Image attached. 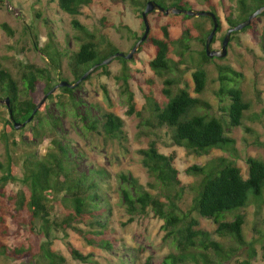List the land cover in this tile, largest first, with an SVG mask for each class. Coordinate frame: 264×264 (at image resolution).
<instances>
[{"label":"trees","instance_id":"1","mask_svg":"<svg viewBox=\"0 0 264 264\" xmlns=\"http://www.w3.org/2000/svg\"><path fill=\"white\" fill-rule=\"evenodd\" d=\"M93 1L58 0L59 8L73 16V27L85 34V39L81 42L79 50L69 55V67L74 75L72 82L78 80L95 64L121 51L107 35L102 39H96V36L77 18L82 14L83 7L91 5ZM148 1L140 2L139 5L145 9ZM206 1L212 7V11L219 16L216 5L211 0ZM157 2L166 8L170 6L184 8V3L189 1L157 0ZM261 6H264V0H240L239 15L237 17H233L232 14L228 16L229 28L247 19ZM152 13H158L160 16L165 15L160 11ZM263 16L264 13L260 17ZM193 17L185 15L186 19ZM141 18H143L142 14ZM206 18L211 21L212 27L204 29L199 25L204 49L201 52L202 62L193 72L194 86L191 87L189 83H185L177 91H174L173 87L175 85L178 87V84H182V82L169 79L166 81L167 87L164 88V100H159L152 95L147 97L152 109V119L146 123L156 130L164 127L171 128L173 141L197 156L209 155L214 150L234 152L235 140L229 136V133L244 124L245 113L251 109V104L245 100L244 92L239 86L243 74L228 65L219 66L221 87L217 92L222 100L226 96L230 97V103L223 109L226 115L213 113L211 104L198 97L207 88L208 78L204 65L214 59L210 58L206 52V41L213 28L212 19ZM258 18L254 19L253 23L244 30L234 32L232 40L236 39L240 33L248 32L252 40L258 42L260 37L256 25ZM170 27L169 23L162 26L161 35H151L150 33L149 38L135 55L136 57L146 46L153 47L155 57L150 64L159 75H164L171 68L177 67L176 63L172 65L169 58L176 43V40L171 36ZM3 28L9 33H13L8 24H4ZM222 31L221 23L213 44L217 40L223 41L225 34L219 36ZM143 34L144 32L141 35L133 32L134 45ZM191 34L192 28L184 30L181 42L184 50L189 49L187 42L191 38ZM49 36V42L42 48V51L49 59L51 66L40 67L26 63L23 65L24 70L19 79L14 77L12 71L4 65L5 58L0 55V99L8 98L11 103L8 107L9 116H0V123L3 126L0 138L5 141L8 151H10V135L18 130L15 127V122L27 121L46 94L58 84L54 83L53 73L60 75L63 53L57 45L53 32H50ZM35 44H37L36 37ZM115 61H119L123 65L120 79L123 81V93L127 95L130 106L129 114H131L135 110V105L134 94L130 90L129 83L131 76L128 67L129 60L118 57ZM111 65L112 63L102 65L86 81L91 79L94 74L110 75ZM63 79L69 80L61 77V80ZM86 81L76 89L62 87L49 94L32 121L22 128L32 137H45L43 116L47 114L55 130H52L53 133H58V135L52 138L51 149L46 154L42 156L35 153L29 154L24 158L21 166L10 155L7 163L4 164L0 161V254L2 255L21 256L26 252L21 248H11L4 242V238L11 234L8 225L11 217L28 225L32 230L38 229L48 237V241L41 249L40 259L44 264H69L63 254L52 249L53 242L50 240L52 239V230L66 231L72 228L82 235L88 244L107 251L113 250L117 245V240L109 236L108 222L105 218L106 211L112 212L107 208L110 204L105 191V184L110 177L109 172L106 169L83 166L79 161L82 156L76 155L71 144L66 140L63 133L62 117L48 111L49 101L58 99L61 92L63 96H67L71 100L89 130L101 133V126L105 135L112 138L121 137L124 134V122L118 115L113 112H104L100 113V116H96L91 111V104L89 105L82 98L75 96L76 91L83 88ZM59 103L63 104L64 102L60 99ZM36 121L37 124L34 123ZM27 127H31V131ZM141 153L144 154V166L155 176L162 193L154 194L147 190L136 177L126 173L120 174L121 197L129 215V222L140 218L146 219L150 214L163 220L164 240L171 241L179 251L178 253L172 252L162 258L151 256L145 261V264H183L189 259L199 264H221V261H216L211 253L224 259L226 254L222 244L216 241L209 232L199 228L200 222L193 216L194 213L214 219L218 224L217 233L221 236H231L239 244L245 243L243 226L246 223V218L239 211L255 203L258 212H261L264 206L263 159L248 158V177L243 175L241 168L233 159L223 155L212 158L203 166H191L187 173L195 174L200 179L199 182L191 186L194 196L190 209L186 212L180 204L185 196L186 188L180 177L181 172L176 166L175 156L161 153L155 142H152ZM12 181H20L23 185V188L15 194L7 191V185ZM54 203L60 204L66 211L62 221L52 219ZM230 214L235 217L233 221H227ZM86 222L89 229L78 226ZM70 252L76 260L94 263L90 255L83 254L71 245ZM36 263L40 262L37 261L34 264Z\"/></svg>","mask_w":264,"mask_h":264},{"label":"rangeland","instance_id":"2","mask_svg":"<svg viewBox=\"0 0 264 264\" xmlns=\"http://www.w3.org/2000/svg\"><path fill=\"white\" fill-rule=\"evenodd\" d=\"M188 1L184 3L185 9L213 10L206 0ZM211 1L216 5L221 19L223 31L220 36L230 27L228 16L239 15L240 0ZM140 2L146 0H94L91 5L83 7L82 14L77 18L96 36V39H102L107 35L121 51L127 53L135 43L133 32L139 35L144 32V20L141 18L144 8L139 5ZM149 18L152 26L151 35H161V27L168 23L171 25L170 33L176 43L169 58L172 65L176 63L177 67L171 68L164 75L157 74L150 64L155 57V50L150 46L144 47L135 58L128 61L131 75L130 90L134 94V112L129 114L130 106L127 95L123 93V81L120 79L123 65L119 61L112 62L110 75L94 74L84 83L83 88L75 93L76 97L92 105L91 111L96 116L104 112L118 115L124 122V134L121 137L112 138L105 135L101 126V133L89 130L81 114H78L71 100L63 96L60 89L58 90L60 97L49 101L48 111L62 117L63 133L74 153L82 156L79 160L81 164L89 168L106 169L110 175L105 184V191L110 204L107 208L112 212L106 211L105 218L108 222L109 236L117 240V245L113 250L107 251L88 244L85 238L72 228L66 231L52 230V239H50L53 242L52 249L63 254L69 264H145L151 256L162 258L172 252H179L171 241L164 240L163 220L150 214L146 219L140 218L129 222V215L121 197L119 176L122 173L136 177L150 192L162 193L159 182L143 164L144 154L141 151L147 149L152 142L157 144L161 153L175 156L176 166L181 172L180 177L186 188L185 196L180 203L186 212L190 209L194 196L191 186L200 179L195 174L187 173L191 166H203L212 158L223 155L233 159L241 168L243 175L248 177V158L264 160V16L256 21L260 35L258 42H254L248 32H242L236 39L231 40L226 57L213 59L204 65L208 78L207 88L198 97L211 104L213 113L226 115L223 109L230 103V97L226 96L222 100L217 95L221 87L219 66L225 65L243 74L239 86L244 92L245 100L251 104V109L245 113L244 124L229 133V136L235 140L234 152L214 150L211 154L203 156H197L184 146L177 145L173 141L171 128L156 130L146 123L152 119V109L147 97L152 95L164 100V88L167 87L166 81L169 79L182 82L178 87L176 85L173 87L174 91L185 83L194 86L193 72L202 62L201 52L204 49L199 25L204 29H211V21L204 16L186 19L185 14L160 16L158 13H152ZM72 19V15L59 8L58 0L0 1V55L5 58L4 65L18 79L21 78L23 65L26 63L40 67L51 66L42 48L49 42V33L53 32L57 45L63 53L60 75L53 73L54 83H59L61 77L73 81L69 55L79 50L85 34L73 27ZM4 24L11 27L12 34L3 28ZM187 28H192V34L187 42L189 49L184 50L181 42L184 30ZM60 99L63 104L59 103ZM80 111L83 112L82 109ZM0 116H9L5 98L0 99ZM34 123L37 124V121ZM43 126L46 136L42 138L32 137L22 129L10 135V151L5 141L0 138V161L7 163L10 155L21 166L24 158L29 154L35 153L39 156L46 154L51 149L52 138L58 133H53V124L47 114L43 116ZM27 128L31 131V127ZM2 130L3 126L0 123V132ZM22 188L20 181H12L7 185L9 193L15 194ZM239 212L246 218L243 226L244 244H239L231 236L218 234V224L214 219L196 213L193 216L199 220V228L209 232L222 244L226 256L222 259L211 253L216 261H221V264H264V206L261 212H258L257 205L253 203ZM65 214L64 207L54 203L52 219L62 221ZM234 218V215L230 214L227 221H233ZM8 225L11 234L4 238V242L11 248H21L26 252L21 256L0 254V264H34L37 261L40 262L39 264H44L40 259L41 249L48 241V237L38 229L32 230L13 217L9 219ZM78 226L89 229L87 222ZM70 245L83 254L90 255L94 263L76 260L70 252ZM183 264L199 263L189 259Z\"/></svg>","mask_w":264,"mask_h":264},{"label":"water","instance_id":"3","mask_svg":"<svg viewBox=\"0 0 264 264\" xmlns=\"http://www.w3.org/2000/svg\"><path fill=\"white\" fill-rule=\"evenodd\" d=\"M153 11H160L163 12L165 15L169 14H185L189 16H204V17H209L213 21V28L211 33L209 34L207 41H206V52L207 55L210 58H224L228 54V48L229 44L232 40V34L237 31H242L246 27L250 26L254 19L260 17L264 13V6L259 7L256 9L247 19L239 22L235 26H232L231 28L228 29L226 32L223 41H222V47L220 49H213L212 44L214 41V38L218 32V29L221 25V19L219 16L216 14L214 11H197V10H191V9H185L177 6H170L168 8L164 7L161 5L157 0H149L147 2L146 8L142 12L144 24H145V31L142 37L136 42V44L133 46V48L128 52L120 51L117 52L108 58L104 59L102 62H99L95 64L93 67H91L89 70H87L78 80L72 82L70 80L63 79L61 80L46 96L44 99L41 101V103L38 105V107L35 109L34 114L25 122L19 123L15 122V127L17 129H22L27 125V123L31 122L35 113L39 109V107L44 103V101L47 99L48 95L55 92L58 88L62 87H68L71 89H76L80 86L81 83L86 81L99 67L102 65H109L113 61H115L118 57H123L126 58L127 60H131L135 57L136 53L139 51V49L142 47V44L149 38V35L151 33V22H150V14ZM5 102L8 107H10V99H5ZM12 113V110H11Z\"/></svg>","mask_w":264,"mask_h":264},{"label":"flooded vegetation","instance_id":"4","mask_svg":"<svg viewBox=\"0 0 264 264\" xmlns=\"http://www.w3.org/2000/svg\"><path fill=\"white\" fill-rule=\"evenodd\" d=\"M229 29V28H228ZM228 29H227V31H228ZM226 31V32H227ZM226 34V33H225ZM212 47H213V49H220V47H222V42L221 41H219V40H217L214 44H212ZM214 59H219V58H214Z\"/></svg>","mask_w":264,"mask_h":264}]
</instances>
